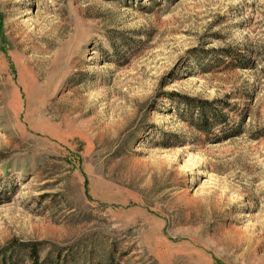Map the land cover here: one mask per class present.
I'll use <instances>...</instances> for the list:
<instances>
[{"label":"rangeland","instance_id":"rangeland-1","mask_svg":"<svg viewBox=\"0 0 264 264\" xmlns=\"http://www.w3.org/2000/svg\"><path fill=\"white\" fill-rule=\"evenodd\" d=\"M31 245L264 264V0H0V254Z\"/></svg>","mask_w":264,"mask_h":264},{"label":"trees","instance_id":"trees-1","mask_svg":"<svg viewBox=\"0 0 264 264\" xmlns=\"http://www.w3.org/2000/svg\"><path fill=\"white\" fill-rule=\"evenodd\" d=\"M181 104L185 105L187 120L191 126H194L197 130L207 134L215 126H225L228 122L227 117L222 113V108L228 109L229 105L222 102L219 103H207V102H196L189 98L179 99ZM26 247V256L30 264H50L48 259L39 263L38 253L35 245L24 246ZM13 252V251H12ZM7 253L0 254V264H15L12 258L8 259ZM19 258H16L18 260ZM20 260V259H19ZM16 261V262H19Z\"/></svg>","mask_w":264,"mask_h":264}]
</instances>
